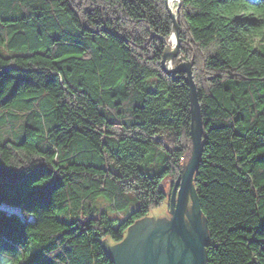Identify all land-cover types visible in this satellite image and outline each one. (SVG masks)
I'll use <instances>...</instances> for the list:
<instances>
[{
    "label": "trees",
    "instance_id": "obj_1",
    "mask_svg": "<svg viewBox=\"0 0 264 264\" xmlns=\"http://www.w3.org/2000/svg\"><path fill=\"white\" fill-rule=\"evenodd\" d=\"M177 21L205 264H264V0H180ZM171 33L166 0H0V108L31 91L0 140V184L27 177L0 187V264H113L102 241L163 202L192 148Z\"/></svg>",
    "mask_w": 264,
    "mask_h": 264
},
{
    "label": "water",
    "instance_id": "obj_2",
    "mask_svg": "<svg viewBox=\"0 0 264 264\" xmlns=\"http://www.w3.org/2000/svg\"><path fill=\"white\" fill-rule=\"evenodd\" d=\"M179 5L180 0H177L174 7L166 0V8L172 21L171 36H174V42L167 43L161 59V68L171 75L183 73L189 89L191 120L189 136L192 148L189 158L183 159V166L173 182L172 217L169 221V228L180 242L176 245L171 238L167 239L166 243L155 242V233L159 224H153L149 217H142L127 228L126 234L120 241L115 243L102 241L103 251L113 264H205L208 233L193 185L194 173L202 153V114L193 80L192 63L180 54L181 41L177 21ZM175 57H179V62L173 66L172 60ZM170 180L171 178L162 182L164 191ZM188 198L191 200V229L186 226L183 218V210ZM164 204L165 200L159 206L150 209L149 216L161 215Z\"/></svg>",
    "mask_w": 264,
    "mask_h": 264
},
{
    "label": "rangeland",
    "instance_id": "obj_3",
    "mask_svg": "<svg viewBox=\"0 0 264 264\" xmlns=\"http://www.w3.org/2000/svg\"><path fill=\"white\" fill-rule=\"evenodd\" d=\"M176 5V4H175ZM174 5V6H175ZM174 42V41H173ZM168 43H170V38L168 39ZM172 65L174 66V63L172 61ZM31 91H19L15 97V102L9 104L5 108H0V140L6 139L8 137L18 136L22 133V125H21V115L24 111L20 106H18V100L20 98H24L27 96H30ZM162 143H164L162 141ZM27 179V177L19 180V182H1L0 187H3L6 191H12V192H19L21 189V182L24 183V181ZM162 204V203H161ZM136 202H131V207H135ZM0 207H3V205H0ZM7 209L11 210L16 208L5 206ZM148 215H150V210L148 212Z\"/></svg>",
    "mask_w": 264,
    "mask_h": 264
},
{
    "label": "flooded vegetation",
    "instance_id": "obj_4",
    "mask_svg": "<svg viewBox=\"0 0 264 264\" xmlns=\"http://www.w3.org/2000/svg\"><path fill=\"white\" fill-rule=\"evenodd\" d=\"M174 180H172V179L170 180V183L168 184V187L165 190V197H164L165 204H164L163 213L159 216L151 217L147 214L143 217H149V218H151L153 224H159V226L157 227V231L155 233V236H156L155 242L166 243V240L171 238L172 242L174 244L178 245V243L180 242L179 238L169 228V221L172 217V214H171V211H172L171 194H172ZM191 215H192L191 200H190V198H188L186 205L184 207V210H183V218H184V222H185L186 226L189 229H191V224H190Z\"/></svg>",
    "mask_w": 264,
    "mask_h": 264
},
{
    "label": "bare ground",
    "instance_id": "obj_5",
    "mask_svg": "<svg viewBox=\"0 0 264 264\" xmlns=\"http://www.w3.org/2000/svg\"><path fill=\"white\" fill-rule=\"evenodd\" d=\"M168 3H169L172 7H174V5L177 3V0H168ZM173 41H174V36H171V38H170V43L172 44ZM167 64L169 65V61H168V60H167Z\"/></svg>",
    "mask_w": 264,
    "mask_h": 264
}]
</instances>
